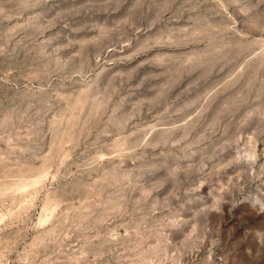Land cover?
<instances>
[{"label":"rangeland","instance_id":"1","mask_svg":"<svg viewBox=\"0 0 264 264\" xmlns=\"http://www.w3.org/2000/svg\"><path fill=\"white\" fill-rule=\"evenodd\" d=\"M0 264H264V0H0Z\"/></svg>","mask_w":264,"mask_h":264}]
</instances>
